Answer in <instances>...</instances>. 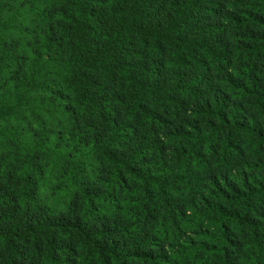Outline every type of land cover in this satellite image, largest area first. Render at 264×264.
<instances>
[{"label":"trees","instance_id":"obj_1","mask_svg":"<svg viewBox=\"0 0 264 264\" xmlns=\"http://www.w3.org/2000/svg\"><path fill=\"white\" fill-rule=\"evenodd\" d=\"M0 264H264V0H0Z\"/></svg>","mask_w":264,"mask_h":264},{"label":"rangeland","instance_id":"obj_2","mask_svg":"<svg viewBox=\"0 0 264 264\" xmlns=\"http://www.w3.org/2000/svg\"><path fill=\"white\" fill-rule=\"evenodd\" d=\"M241 166H243V165H241ZM243 167H244V166H243ZM229 174H230V173H226V175H228V176H229Z\"/></svg>","mask_w":264,"mask_h":264}]
</instances>
